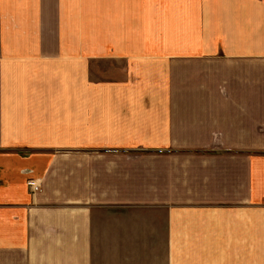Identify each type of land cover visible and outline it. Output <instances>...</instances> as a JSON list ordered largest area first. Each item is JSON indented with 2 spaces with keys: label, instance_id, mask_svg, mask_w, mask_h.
I'll return each instance as SVG.
<instances>
[{
  "label": "crops",
  "instance_id": "crops-1",
  "mask_svg": "<svg viewBox=\"0 0 264 264\" xmlns=\"http://www.w3.org/2000/svg\"><path fill=\"white\" fill-rule=\"evenodd\" d=\"M0 264H264V0H0Z\"/></svg>",
  "mask_w": 264,
  "mask_h": 264
},
{
  "label": "built area",
  "instance_id": "built-area-1",
  "mask_svg": "<svg viewBox=\"0 0 264 264\" xmlns=\"http://www.w3.org/2000/svg\"><path fill=\"white\" fill-rule=\"evenodd\" d=\"M28 186L30 187V189H31L34 193L39 192V191H40V188H41L40 184H38V183H37L36 181H34V180H29V181H28Z\"/></svg>",
  "mask_w": 264,
  "mask_h": 264
}]
</instances>
